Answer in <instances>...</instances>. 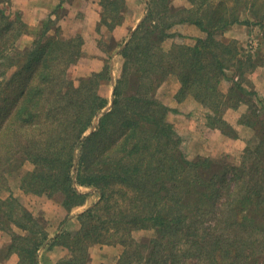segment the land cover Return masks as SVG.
Listing matches in <instances>:
<instances>
[{"label":"trees","instance_id":"16d2710c","mask_svg":"<svg viewBox=\"0 0 264 264\" xmlns=\"http://www.w3.org/2000/svg\"><path fill=\"white\" fill-rule=\"evenodd\" d=\"M142 1L146 15L138 26L123 41L100 40L104 66L78 84L69 70L85 54L81 33L63 36L59 28V35L48 36L47 21L27 57L11 59L10 51H23L17 38L32 31L0 9V63L7 66L0 81V219L19 229L8 227L7 255H17V264H45L42 252L59 246L67 254L55 264H88L90 248L106 243L123 246L116 264H264V100L259 105L244 85L251 58L220 38L233 24L250 23L243 19L247 11L264 27V0ZM101 5L103 25L123 22L126 0ZM179 24L196 25L205 35L194 45L165 49ZM115 54L123 64L113 106L95 125L109 103L99 88L111 82ZM229 71L239 78L225 94L221 84L233 78ZM172 78L180 83L175 100L199 101L208 109L202 114L207 126L224 134L223 108L248 103L239 122L258 139L249 141L240 163L190 159L180 150L182 138L168 118L172 107L158 97ZM26 162L35 167L21 177L22 189L58 196L68 213L62 223L76 217L77 230L62 226L51 235L13 195L2 197L9 175L20 174ZM82 187L99 199L74 211L92 193ZM143 229L155 235L136 239L134 232Z\"/></svg>","mask_w":264,"mask_h":264},{"label":"rangeland","instance_id":"374dc122","mask_svg":"<svg viewBox=\"0 0 264 264\" xmlns=\"http://www.w3.org/2000/svg\"><path fill=\"white\" fill-rule=\"evenodd\" d=\"M174 3L177 6H187L189 5V0H174ZM142 5V2H138L137 7L142 10ZM247 12L244 14L243 19L250 21V23L244 22L233 24L222 33L220 38L224 41L226 40L227 42L234 41L238 46L240 55L243 58H251L252 61L245 62L243 67L245 71L244 85L247 89L256 92L254 95H249V97L251 96L259 105H261L262 101L264 100V27L255 23L253 19L254 17L249 11ZM18 15L19 14L14 15L11 18L15 19L18 17ZM172 31H175L179 34H177L176 37L170 38L166 41L164 45L165 49L171 47L175 43L186 42L190 45H194L197 37H203L205 35L198 26L192 24L176 25ZM29 34L31 33H26L21 38H17L15 44H20L21 47H19L23 51L18 52L16 49L10 51L9 56L11 59H15L17 55L21 54H24L25 58L27 57L26 52H28L33 47L34 40L36 39L27 36ZM98 34L99 37L97 40V45L101 58H99V56L96 57V55L91 51H86L79 61L69 70V78L73 79L76 84L79 83L81 78L89 76L92 72L100 71L104 66L103 58H105V53L101 50L99 43H101L100 40L105 42L109 40L104 39L100 33ZM122 64L123 57L119 54H115L112 57V65L114 70L112 73L111 82H105V84L103 83L99 88V93L103 97L107 98L109 103L105 109L99 113V116L95 118V125H97L99 118L103 114V111L109 110L113 106V101L111 100L113 94V84L116 83L117 77L121 73ZM6 67V65H2L0 63V81H2V79L5 77L3 76V72ZM13 70L14 69L12 68L9 69V74ZM228 73L229 75H232L233 78H224L221 87L225 94L230 93V90L234 85V80L239 78V75L235 76L233 71H229ZM179 88L180 83L176 78H172L159 89L158 97L166 105L172 107V111L169 112L168 118L169 121L174 125L178 135L182 138L181 144L179 146L180 150L184 152V154L190 159H194L198 156H210L218 158L225 157L234 164L240 163L244 150L249 141L253 139L255 142L258 139L253 129L245 127L239 122L241 115L246 112L248 103L241 102L242 104L237 106V108L231 106L226 107L225 109L223 108L222 117L225 119V121H227L226 123L229 126H224V128L229 131L228 134H224L219 128L213 129L207 126L205 117H202V114L207 112L208 109L204 107L199 101L191 96L185 98V100L180 103L175 100L174 95L178 92ZM219 135L221 138H219ZM34 167L35 166L32 163L26 162L20 169V174L17 173L9 175L10 190L4 191L2 193V197L9 198L10 195H13L16 198V202L18 204L20 203L22 206L29 209V211H31L33 214L38 215L43 219V222L48 227V231L51 233V235H53L57 229L62 226L70 231L77 230L80 226V221L76 217H72L66 224L62 223L68 213L57 198L58 196L48 193H29L22 189L21 177L27 171L33 170ZM80 189L82 191H91L92 193L88 196L84 205L79 206L77 209L75 208L74 211H82L88 206L94 204V202L99 199L98 194L92 189L84 187ZM12 222L13 221H8L7 219H0V264H14L13 261L15 263L16 261L18 262L17 255H7V247L8 243L10 242L11 235V229L8 227L11 226L13 229L19 230L17 229L18 227L16 225L12 224ZM7 223H9V225H7ZM154 235L155 230L153 229H143L134 232V236L138 240L149 238ZM105 246H110L111 248L106 250ZM117 246L123 248L121 244L106 243L103 245H93L90 248V256L91 252L95 251V249H98V252H100L103 257L110 258L105 260V263L114 262L112 264H116L122 253L121 250L119 256L116 258L115 248ZM66 254L67 250L62 246H59L44 250L42 252V260L45 264H55L59 257H63Z\"/></svg>","mask_w":264,"mask_h":264},{"label":"crops","instance_id":"0c3cea01","mask_svg":"<svg viewBox=\"0 0 264 264\" xmlns=\"http://www.w3.org/2000/svg\"><path fill=\"white\" fill-rule=\"evenodd\" d=\"M102 0H0V9L7 14L18 16L29 26L31 38L40 35L46 28L45 22H50V30L47 35H59L58 29L63 32V36H68L72 32L81 33L84 37V51L93 52L96 57H100L97 40L99 34L106 40L115 39L123 41L138 26L146 15L145 5L142 0H126L127 12L121 24L114 28H108L102 23ZM138 2H142V10L137 7ZM144 6V7H143ZM144 9V10H143ZM189 27V26H187ZM100 28V30L98 29ZM90 49V50H89ZM103 58V57H102ZM219 138L220 135H219ZM109 250L110 246H105ZM123 248L116 247V258ZM60 258V257H59ZM16 259V258H15ZM14 259V260H15ZM110 258H105L98 252V249L91 252V260L88 264H112L106 262ZM56 261V260H55ZM14 264H17L13 261Z\"/></svg>","mask_w":264,"mask_h":264}]
</instances>
